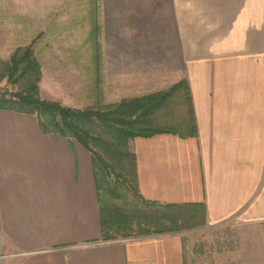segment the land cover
Segmentation results:
<instances>
[{"label": "crops", "instance_id": "1", "mask_svg": "<svg viewBox=\"0 0 264 264\" xmlns=\"http://www.w3.org/2000/svg\"><path fill=\"white\" fill-rule=\"evenodd\" d=\"M95 5L88 49L44 34L41 99L85 110L187 82L197 137L129 149L143 200L203 205L205 223L102 241L91 154L0 110V264H264V0Z\"/></svg>", "mask_w": 264, "mask_h": 264}, {"label": "trees", "instance_id": "2", "mask_svg": "<svg viewBox=\"0 0 264 264\" xmlns=\"http://www.w3.org/2000/svg\"><path fill=\"white\" fill-rule=\"evenodd\" d=\"M4 70L16 90H0V110L35 116L44 134L74 140L91 154L102 241L162 236L203 227V205H165L141 198L136 158L129 149L130 142L138 138L197 137L187 82L117 104L75 110L40 98L41 68L32 47L17 48Z\"/></svg>", "mask_w": 264, "mask_h": 264}, {"label": "rangeland", "instance_id": "3", "mask_svg": "<svg viewBox=\"0 0 264 264\" xmlns=\"http://www.w3.org/2000/svg\"><path fill=\"white\" fill-rule=\"evenodd\" d=\"M96 1L0 0V90H16L6 77L4 65L8 63L13 52L20 47H32L41 68L42 78L41 62L46 55L43 48L46 41L45 33H52L55 40L58 39L57 36H60V39L64 41L61 43L53 41L55 46L81 44L88 49L87 36L92 34L93 14L97 12ZM71 79L72 77L70 81ZM99 107L103 106L92 108Z\"/></svg>", "mask_w": 264, "mask_h": 264}]
</instances>
